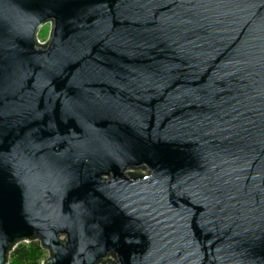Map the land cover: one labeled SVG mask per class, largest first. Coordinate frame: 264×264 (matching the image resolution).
Wrapping results in <instances>:
<instances>
[{"label":"water","instance_id":"95a60500","mask_svg":"<svg viewBox=\"0 0 264 264\" xmlns=\"http://www.w3.org/2000/svg\"><path fill=\"white\" fill-rule=\"evenodd\" d=\"M35 242L264 264V0H0V264Z\"/></svg>","mask_w":264,"mask_h":264},{"label":"trees","instance_id":"16d2710c","mask_svg":"<svg viewBox=\"0 0 264 264\" xmlns=\"http://www.w3.org/2000/svg\"><path fill=\"white\" fill-rule=\"evenodd\" d=\"M44 252L40 244L31 243L29 248L18 246L9 257V264L24 262V264H41Z\"/></svg>","mask_w":264,"mask_h":264},{"label":"rangeland","instance_id":"374dc122","mask_svg":"<svg viewBox=\"0 0 264 264\" xmlns=\"http://www.w3.org/2000/svg\"><path fill=\"white\" fill-rule=\"evenodd\" d=\"M50 31H51V25H50V24L45 25V26L40 30V32H39V34H38V40H39L40 43H46V42H47V40L49 39V36H50ZM33 244H34V243H33ZM36 244H38V242H36ZM30 245H31V243H30V244L23 243V244H20L19 246H23V247L29 248ZM43 252H44V257H43V261L41 262V264H43V262H44V261L47 259V257H48L47 252H45L44 250H43ZM15 264H24V262H23V263H22V262H16Z\"/></svg>","mask_w":264,"mask_h":264},{"label":"flooded vegetation","instance_id":"af4514ba","mask_svg":"<svg viewBox=\"0 0 264 264\" xmlns=\"http://www.w3.org/2000/svg\"><path fill=\"white\" fill-rule=\"evenodd\" d=\"M42 44H43V43H42ZM146 173H147V172H145V171H136V172H135V175H136V176H143V175H146Z\"/></svg>","mask_w":264,"mask_h":264}]
</instances>
